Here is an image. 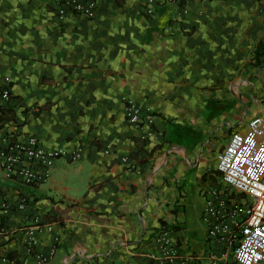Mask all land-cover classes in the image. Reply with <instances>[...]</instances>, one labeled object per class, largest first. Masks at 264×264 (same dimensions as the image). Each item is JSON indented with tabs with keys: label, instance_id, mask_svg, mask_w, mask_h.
Masks as SVG:
<instances>
[{
	"label": "crops",
	"instance_id": "crops-1",
	"mask_svg": "<svg viewBox=\"0 0 264 264\" xmlns=\"http://www.w3.org/2000/svg\"><path fill=\"white\" fill-rule=\"evenodd\" d=\"M141 4L103 0L87 20L58 18L53 0H0V86L10 93L0 139L30 135L78 154L54 161L42 184L0 177L10 206L0 216V264H34L27 230L41 252L57 238L44 264H150L160 231L187 264L222 252L215 264H234L201 214L210 190L248 201L220 181L215 157L231 133L264 118L260 4L188 0L185 11L158 5L151 16ZM128 103L148 120L129 126Z\"/></svg>",
	"mask_w": 264,
	"mask_h": 264
},
{
	"label": "built area",
	"instance_id": "built-area-1",
	"mask_svg": "<svg viewBox=\"0 0 264 264\" xmlns=\"http://www.w3.org/2000/svg\"><path fill=\"white\" fill-rule=\"evenodd\" d=\"M58 18L75 14L91 20L95 10L103 0H53ZM188 0H142L141 11L151 16L158 5H173L185 11ZM260 15L264 20V0H258ZM8 82L0 86V101L10 99ZM32 112L36 109L32 108ZM124 119L129 126H138L148 120L139 108L128 103L124 107ZM67 157L74 161L78 158L75 151L44 149L34 136L23 140L0 139V177L32 186L47 181L54 161ZM215 170L220 181L233 193L243 195L247 203L239 205L228 202L216 190L205 194L201 214L206 224V236L228 250L234 264H264V118L254 116L246 124L243 133H231L225 147L216 155ZM16 210L24 208L21 200ZM10 211L7 202L0 199V216ZM46 231L49 226H44ZM26 251L33 256L34 264L48 262L55 250L57 238L47 252L36 249L32 232H25ZM156 249L147 255L150 264H187L188 257L180 253L166 232H158L154 239ZM222 252L218 257L211 255V264L217 258H225ZM14 264H27L25 260Z\"/></svg>",
	"mask_w": 264,
	"mask_h": 264
},
{
	"label": "rangeland",
	"instance_id": "rangeland-1",
	"mask_svg": "<svg viewBox=\"0 0 264 264\" xmlns=\"http://www.w3.org/2000/svg\"><path fill=\"white\" fill-rule=\"evenodd\" d=\"M188 197H189V199H188L189 202L191 201L192 198H194L192 195H189ZM198 237L201 239V241H200L199 243H203L204 241H203V239H202V236H200V235L198 234Z\"/></svg>",
	"mask_w": 264,
	"mask_h": 264
}]
</instances>
